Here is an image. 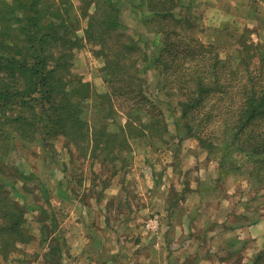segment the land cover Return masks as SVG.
<instances>
[{"label":"trees","instance_id":"1","mask_svg":"<svg viewBox=\"0 0 264 264\" xmlns=\"http://www.w3.org/2000/svg\"><path fill=\"white\" fill-rule=\"evenodd\" d=\"M121 10L120 0H0V254L5 259L32 240L26 210L11 197L5 178L15 141L46 149L64 136L89 158L102 154L116 161V168L126 166L132 157L129 137L160 139L167 128L161 108L147 94L146 68L156 72L162 89L176 90L187 137L201 139L207 149L204 138L214 140L223 126V136L232 134L237 152L249 157L253 175L264 182L263 47L241 37L240 48L221 59L218 46L196 38L194 16L183 0H142L147 20L141 23L161 36L150 57L122 30ZM83 19V38L97 45L94 54L105 61L107 91L98 98L107 114L98 126L85 109L92 86L73 71ZM121 112L127 121L109 130L105 120ZM56 239L47 253L60 258L64 244Z\"/></svg>","mask_w":264,"mask_h":264},{"label":"rangeland","instance_id":"2","mask_svg":"<svg viewBox=\"0 0 264 264\" xmlns=\"http://www.w3.org/2000/svg\"><path fill=\"white\" fill-rule=\"evenodd\" d=\"M55 1L61 3V0ZM183 1L194 16L196 28L193 32L196 38L202 43L218 46L221 59H226L240 48L238 42L241 37L247 43L259 44L264 49V40L256 32L254 36L252 27H244L241 31L223 24L225 28H220L224 30H220V37L217 38L218 27L208 24L215 23L213 20L218 22L220 17L205 13V5H210V2ZM141 3L142 0H120V23L122 30L138 40L152 57L161 43V36L149 33L141 23L140 20H147L140 10ZM168 24L174 26V22ZM86 27L87 20L83 19L77 32L81 45L75 53L73 71L81 76L83 82L92 86L93 96L86 102L85 109L87 119L98 126L107 114V109L100 106L98 98L107 91L105 75L101 70L105 61L94 54L97 45L83 38ZM144 74L147 94L161 108L167 128L160 139L129 137L132 157H128L130 163L126 166H123L125 163H118L122 166L116 168V161L110 157L105 159L100 153L96 159L89 158L78 147L68 144L64 136L51 140L52 145L46 149L39 144L27 145L15 141L16 149L7 159L10 170L5 178L9 182L11 197L26 210L32 240L28 245H21L20 250L8 259L0 254V264H60L65 257L63 253H69L63 235L65 224L70 225L67 220H73L92 205L96 208L95 214L91 211L92 217L97 220L105 217L107 238L112 236L113 248H120V242H123V247H130L134 252L138 249L144 251L148 257L147 263L139 255V260H142L140 264H170L177 257L178 263H182L189 254V257H193V260L190 259L192 263L197 264L204 260L198 255L199 259L194 257L198 251L195 247L213 250L216 240H207L205 235L218 231L220 237L217 238L215 253L208 256L217 262L216 251L218 246H224L222 240L225 235L231 240L235 230L241 232L253 223L264 221V182L253 175L249 157L237 152L240 147L232 143V134L223 136L224 128L219 126L216 139L204 138L208 148H203L201 139L186 135L183 121L180 120L181 107L176 90L171 87L162 89L158 75L152 69L146 68ZM119 115L117 119L108 117L105 120L109 130L116 131L121 123L125 124L127 118L124 113ZM156 191L165 198V208V205L158 203ZM43 209L46 211L43 212ZM171 212L177 213L173 223L170 222ZM153 214L162 217L163 239L158 244L155 237L145 235L146 239L141 244L144 222ZM185 216L190 218L186 219ZM55 222L57 226H54ZM226 224L228 226L223 230ZM147 225L149 229L158 228L156 221H150ZM175 225H178L177 228ZM52 238L59 239L61 246L64 244V248L60 247V258L59 254L48 256ZM58 243L52 242V245ZM127 249H121L118 264H125L131 258L130 254L129 257L125 254ZM175 250L178 255L184 250L189 253L183 256L170 253ZM254 252L240 253L238 263L243 258L253 259ZM261 252L264 264V250Z\"/></svg>","mask_w":264,"mask_h":264},{"label":"crops","instance_id":"3","mask_svg":"<svg viewBox=\"0 0 264 264\" xmlns=\"http://www.w3.org/2000/svg\"><path fill=\"white\" fill-rule=\"evenodd\" d=\"M206 1V0H204ZM210 2V5H205V13L210 16H218L220 19L218 22L216 20H213V23L211 25L208 24V26L211 27H218L217 29V35L216 37H220V28L230 27L236 29H240L243 31L245 28H253L254 36H256L258 33V37H260L262 40H264V0H208ZM226 23V24H225ZM224 24V25H223ZM158 203H161V205H165L163 208L166 207V200L165 198L158 194L156 191ZM155 201V200H154ZM218 204V203H217ZM217 206V205H216ZM90 208V209H89ZM89 208H85V210L81 213V215H77L73 220L68 219L67 222H70L69 226H66L65 224V230L63 232V235L65 236V239L68 244V255L63 253L65 255L63 261H61L62 264H118V261L121 260V249L125 248L127 249L125 254L129 257V254L131 255V258H129L125 264H140L142 260H139L141 255L142 259L146 262L147 256L143 253L141 249H138L137 252H134V250H131L130 247H123V242H120V248H113V242H112V236H109V239L107 238V222L104 218L96 219L94 216H91V211L93 213H96V208L94 205H92V208L89 206ZM88 212V214H87ZM98 213V211H97ZM177 213L171 212L170 222L173 223L175 221ZM185 215V214H184ZM186 219H189L187 216H185ZM105 221L103 223H100V221ZM150 221L157 222L158 228L149 229V226L147 224L150 223ZM143 226V231L140 234L141 235V244L144 243L146 236L145 235H152V237H155L158 240V244L161 243V239H163V223H162V217L160 214H153L151 217H149L145 222ZM176 228L178 225H175ZM225 230L228 225H223ZM188 230L187 224H186V231ZM104 231V232H103ZM234 231V230H233ZM218 232V231H217ZM217 232L206 233L205 239L207 240H216V246H217V238L220 237ZM235 236L234 238L227 239V235L223 238L224 246H218L217 258L218 261L213 262L208 256L214 255L216 246L213 250H206L203 247H195L196 253L194 257L199 259L198 256H200L202 260L199 261L197 264H263L262 258L260 257L261 251L264 250V221H260L258 223H253V225L250 228H245L241 230V232H237L235 230ZM227 233V232H222ZM215 235V236H214ZM204 237V236H203ZM155 239V240H156ZM125 243V242H124ZM237 245H241V248L236 247ZM139 246V245H137ZM128 251V252H127ZM254 252L253 253V259L252 257L243 258L242 262L238 263V255L240 253L244 252ZM261 252V253H260ZM171 254H176L177 256H183L188 255L189 251L184 250L179 255L175 251L170 252ZM169 253V254H170ZM203 253V254H201ZM157 255V253H155ZM161 255V254H159ZM191 254H189L190 256ZM68 256V257H67ZM126 256V257H127ZM188 256V257H189ZM234 256V258H232ZM127 257V258H128ZM186 258L182 263H178V257L175 260H172L170 264H194L190 259L193 260V257ZM188 259V260H187ZM162 260V257H161ZM210 260V261H209ZM236 260V261H235ZM205 262V263H203ZM147 263V262H146ZM144 263V264H146ZM154 264H157L155 262ZM163 264V262L159 263ZM169 264V263H167Z\"/></svg>","mask_w":264,"mask_h":264},{"label":"built area","instance_id":"4","mask_svg":"<svg viewBox=\"0 0 264 264\" xmlns=\"http://www.w3.org/2000/svg\"><path fill=\"white\" fill-rule=\"evenodd\" d=\"M156 224H157V222H156ZM158 227V226H157Z\"/></svg>","mask_w":264,"mask_h":264}]
</instances>
